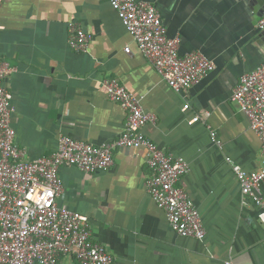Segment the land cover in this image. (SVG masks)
Segmentation results:
<instances>
[{
    "label": "crops",
    "instance_id": "obj_1",
    "mask_svg": "<svg viewBox=\"0 0 264 264\" xmlns=\"http://www.w3.org/2000/svg\"><path fill=\"white\" fill-rule=\"evenodd\" d=\"M159 11L179 53L201 51L215 68L185 99L139 53L108 0H2L0 60L11 71L15 143L26 158L53 151L63 133L99 145L116 139L125 112L108 99L103 79L116 78L155 116L143 132L159 147L185 158L181 186L198 208L203 240L173 231L145 191V150L116 148L107 170L84 173L61 166L57 201L89 218L93 239L114 264H264V225L239 189L230 157L245 170L262 162L260 140L230 96L239 77L264 62V29L257 0H143ZM91 36L85 51L67 43V24ZM131 47V54L124 47ZM199 115V120H189ZM212 125V140L206 124ZM58 264H80L63 255Z\"/></svg>",
    "mask_w": 264,
    "mask_h": 264
},
{
    "label": "built area",
    "instance_id": "obj_2",
    "mask_svg": "<svg viewBox=\"0 0 264 264\" xmlns=\"http://www.w3.org/2000/svg\"><path fill=\"white\" fill-rule=\"evenodd\" d=\"M141 55L156 69L185 102L191 86L214 68L213 60L201 51L179 53L178 37H169L158 9L143 0H108ZM2 0H0L1 6ZM264 29V13L256 22ZM92 36L77 21L67 24L70 48L85 51ZM124 52L131 54L126 45ZM11 71L6 60H0V264H58L63 255L80 264H114L108 251L93 239L88 216L71 210L57 201L64 192L58 177L61 166H75L84 173L109 169L114 164L116 148L145 150V191L165 214L169 227L181 236L203 240L206 230L197 206L181 186L180 179L190 165L180 155L159 147L143 132L155 116L145 112L140 99L118 79H103L109 100L125 112L122 131L116 139L99 145L59 133L56 148L36 159H27L15 143L12 126V93L6 85ZM233 101L248 119L250 129L260 140L263 156L260 166L245 170L230 157L226 161L244 197L257 209L256 220L264 225V62L243 73L232 90ZM194 115L189 122L199 120ZM212 140L216 132L207 123Z\"/></svg>",
    "mask_w": 264,
    "mask_h": 264
},
{
    "label": "water",
    "instance_id": "obj_3",
    "mask_svg": "<svg viewBox=\"0 0 264 264\" xmlns=\"http://www.w3.org/2000/svg\"><path fill=\"white\" fill-rule=\"evenodd\" d=\"M258 6L256 9V20L264 13V0H257Z\"/></svg>",
    "mask_w": 264,
    "mask_h": 264
}]
</instances>
